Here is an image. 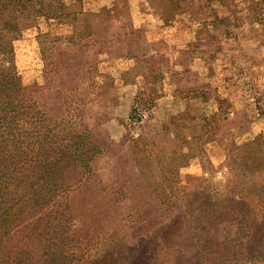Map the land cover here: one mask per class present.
Returning <instances> with one entry per match:
<instances>
[{
  "label": "rangeland",
  "instance_id": "obj_1",
  "mask_svg": "<svg viewBox=\"0 0 264 264\" xmlns=\"http://www.w3.org/2000/svg\"><path fill=\"white\" fill-rule=\"evenodd\" d=\"M62 4L74 20L0 12V44L101 141L75 238L108 264H264V0Z\"/></svg>",
  "mask_w": 264,
  "mask_h": 264
},
{
  "label": "trees",
  "instance_id": "obj_2",
  "mask_svg": "<svg viewBox=\"0 0 264 264\" xmlns=\"http://www.w3.org/2000/svg\"><path fill=\"white\" fill-rule=\"evenodd\" d=\"M46 1L55 2L58 11ZM0 5L1 14L8 15L6 28L16 14L25 12L60 21L76 18L66 13L62 0H0ZM2 52L0 264H91L90 247L76 239L72 229L78 226L69 195L93 176L92 163L103 151L101 141L84 125L81 114L74 115V124L71 113L52 119L39 98L22 87L7 46L0 44ZM100 248L98 243L95 253L90 252L96 257L92 264H108L97 253Z\"/></svg>",
  "mask_w": 264,
  "mask_h": 264
}]
</instances>
